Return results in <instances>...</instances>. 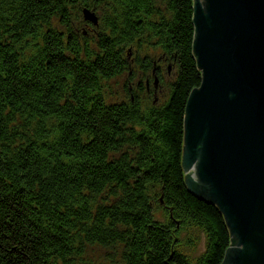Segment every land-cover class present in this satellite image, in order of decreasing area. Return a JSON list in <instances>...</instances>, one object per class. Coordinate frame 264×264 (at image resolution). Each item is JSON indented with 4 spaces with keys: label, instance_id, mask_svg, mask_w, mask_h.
<instances>
[{
    "label": "trees",
    "instance_id": "trees-1",
    "mask_svg": "<svg viewBox=\"0 0 264 264\" xmlns=\"http://www.w3.org/2000/svg\"><path fill=\"white\" fill-rule=\"evenodd\" d=\"M194 5L0 0V264H103L109 253L223 264L226 219L191 194L183 163L186 106L203 81ZM85 9L99 11L94 34ZM165 65L176 77L156 103L148 82ZM128 73L139 96L128 82V99L108 103V83ZM183 231L205 235L203 255Z\"/></svg>",
    "mask_w": 264,
    "mask_h": 264
},
{
    "label": "water",
    "instance_id": "water-1",
    "mask_svg": "<svg viewBox=\"0 0 264 264\" xmlns=\"http://www.w3.org/2000/svg\"><path fill=\"white\" fill-rule=\"evenodd\" d=\"M194 11L203 81L186 106V183L226 219L223 264H264V0H195Z\"/></svg>",
    "mask_w": 264,
    "mask_h": 264
},
{
    "label": "rangeland",
    "instance_id": "rangeland-1",
    "mask_svg": "<svg viewBox=\"0 0 264 264\" xmlns=\"http://www.w3.org/2000/svg\"><path fill=\"white\" fill-rule=\"evenodd\" d=\"M93 12H95L96 16L98 17L99 21L101 22V19L99 18V11L97 12L96 10H92ZM101 14V13H100ZM81 18L84 20V14L82 13ZM86 22L85 25V32L86 35L87 34H94L93 28L92 26H95L92 24V22L88 21V20H84ZM100 26H97V28ZM131 58V55H129ZM132 62L135 64V56H132ZM165 68V72L163 73L162 76V81L163 84H161V82L157 79L153 80V84H151V82H148V86L151 89V87L153 86V88L156 89L151 91V95L153 96V98L155 99V102H159V103H165V101L167 100V98L169 97L170 94V83L172 82V80L175 79L176 77V70L173 69V67H171L170 65L163 67ZM128 74H126L124 77H119L117 79H115L114 81H112L111 83H108L109 89L105 90L107 91V102H114V101H122V100H127L128 99V91H127V83L130 82L129 78H128ZM155 78V77H152ZM133 79V78H132ZM130 82V88H131V92L133 91V93L137 96H139V94L137 93V86L139 85L140 79L138 80L135 79L132 80ZM154 81H158V84L156 86V84L154 85ZM161 84V85H160ZM150 92V91H149ZM144 99V100H143ZM143 99H141L143 106H145L147 103L145 102L146 100V95H143ZM162 218V217H161ZM194 234V235H193ZM191 234L190 231H183L181 233V238L188 242L187 240L190 239V237H201V242H199V244H197L196 246H191L188 245L186 243V249L189 252V254H192L194 257H199L200 255H203V253L206 251L207 248V241L205 239V235L200 232V231H196L195 233ZM189 243V242H188ZM192 248L194 250H192ZM101 251V250H99ZM103 255V254H102ZM103 264H121L120 261V256H118L117 254H113V253H109V255L107 254V257L105 256V258H103Z\"/></svg>",
    "mask_w": 264,
    "mask_h": 264
}]
</instances>
